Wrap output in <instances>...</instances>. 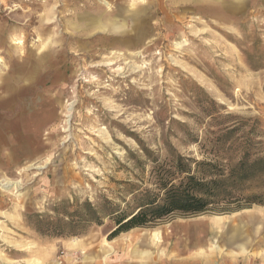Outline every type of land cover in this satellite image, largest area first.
Masks as SVG:
<instances>
[{
    "label": "rangeland",
    "instance_id": "1",
    "mask_svg": "<svg viewBox=\"0 0 264 264\" xmlns=\"http://www.w3.org/2000/svg\"><path fill=\"white\" fill-rule=\"evenodd\" d=\"M245 152L264 164V0H0V264H47L52 250L78 263L56 247L74 239L176 264L161 241L183 226L210 230L198 264H264L263 206L113 239L104 212L154 189L173 157L223 167ZM248 185L261 192L264 172ZM87 202L101 225L84 223Z\"/></svg>",
    "mask_w": 264,
    "mask_h": 264
},
{
    "label": "trees",
    "instance_id": "2",
    "mask_svg": "<svg viewBox=\"0 0 264 264\" xmlns=\"http://www.w3.org/2000/svg\"><path fill=\"white\" fill-rule=\"evenodd\" d=\"M231 133L229 130L226 134ZM261 163L263 158L245 152L238 162L223 167L181 155L173 157L163 165L154 166L151 172L154 189L140 192L133 198L132 204H126L125 210L105 200L104 212L116 224L110 239L133 229L152 228L176 217L208 214L223 216L249 209L254 205L264 207V185L257 194H245L250 187V178L264 172V164ZM85 210V224H102L100 212L90 202L85 204ZM75 221L77 220H71L69 227L74 229L77 225L74 224ZM68 224L61 222L58 226L47 228L40 222L37 231L53 238L78 236L73 230L67 234L63 227H68Z\"/></svg>",
    "mask_w": 264,
    "mask_h": 264
},
{
    "label": "crops",
    "instance_id": "3",
    "mask_svg": "<svg viewBox=\"0 0 264 264\" xmlns=\"http://www.w3.org/2000/svg\"><path fill=\"white\" fill-rule=\"evenodd\" d=\"M209 231V229L194 228L192 226L175 227L171 229L170 235L166 233L165 238H162L161 247L164 246V244L166 246L171 244L172 248H175L172 252L176 255V264H198L199 258H195L194 256L197 251L196 248L201 240L210 242ZM74 240L63 244L64 246L60 244L56 245V247L59 248L61 246V248L65 247L73 252L81 251L84 253L78 263H74L70 259H67L66 264H134L129 260L128 254L126 255L113 250V246H115L113 241H106L104 246L103 239L101 244L97 245L99 248L91 251L88 241L78 239L77 242H74ZM56 254L57 250L51 251L50 258L47 259V264H56ZM161 264L164 263L161 261Z\"/></svg>",
    "mask_w": 264,
    "mask_h": 264
},
{
    "label": "bare ground",
    "instance_id": "4",
    "mask_svg": "<svg viewBox=\"0 0 264 264\" xmlns=\"http://www.w3.org/2000/svg\"><path fill=\"white\" fill-rule=\"evenodd\" d=\"M28 18H30V17H27V19ZM36 69H37V66H34V68L29 72V75L31 76V78H33L36 75Z\"/></svg>",
    "mask_w": 264,
    "mask_h": 264
}]
</instances>
